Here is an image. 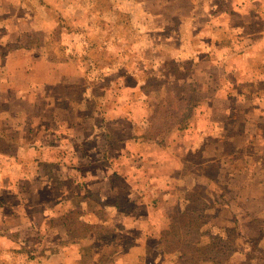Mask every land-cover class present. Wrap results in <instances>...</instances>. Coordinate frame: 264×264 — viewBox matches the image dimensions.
Listing matches in <instances>:
<instances>
[{"label": "rangeland", "instance_id": "1", "mask_svg": "<svg viewBox=\"0 0 264 264\" xmlns=\"http://www.w3.org/2000/svg\"><path fill=\"white\" fill-rule=\"evenodd\" d=\"M263 40L264 0H0L5 136L67 148L95 125L127 141L94 165L85 150L42 153L35 165L28 151L2 146L1 214L6 205L20 214L0 225V264H185L153 239L179 210L177 191L192 185L204 199H228L221 221L235 216L264 250ZM186 85L192 126L160 149L156 132L169 120L158 105ZM124 198L133 208L116 212Z\"/></svg>", "mask_w": 264, "mask_h": 264}, {"label": "trees", "instance_id": "2", "mask_svg": "<svg viewBox=\"0 0 264 264\" xmlns=\"http://www.w3.org/2000/svg\"><path fill=\"white\" fill-rule=\"evenodd\" d=\"M20 48L22 47L19 44L9 43L5 45V50H18ZM185 88L186 90L182 97L175 98L169 95L163 99V104L158 105L159 114L161 115L160 107H165L166 118L169 120L164 127L161 126L158 127L160 129H155H158L156 132L158 138L154 140V143L160 148L169 145L166 143V135L174 131L182 133L191 127L192 115L195 113L194 108L196 106L195 97L190 92L189 85H186ZM187 95L188 97H186ZM90 129H94L95 132L85 138V144L89 142L94 144L87 150L83 146L80 151L85 150L86 156H89L87 158L90 159L88 163L94 165L99 162V159L93 160L96 156L104 160V158H107L105 156L107 147L116 140L118 142H121V140L119 138L114 139L112 135L107 133H98L100 129L95 125ZM85 144L83 143L82 145ZM227 144L228 141L225 140L224 145L226 146ZM103 150L105 151L102 155ZM196 155L198 156L197 152H189V157ZM182 162H184L183 159ZM198 189H194L192 185L189 188L186 186L177 191L180 203L179 210L171 218L168 228L160 238L161 242L153 239L155 240L154 243H159L160 249H163V254L178 250L180 255L185 258V264H229L230 260L236 255L245 259L240 264H246V260L250 264H264V250L259 240L251 239L244 235L235 216H232L225 223L221 221L220 218H223L221 205L223 204L224 207L228 208L230 205L229 200L224 197L225 201H223L222 196H215L210 191L209 199H204L201 197V192L200 194L196 192ZM116 198L120 197L116 196ZM99 201L103 202L104 198L99 197ZM123 202L129 206V209L133 208L131 202L124 198L121 202H116V212L124 211L120 206V203ZM129 209H126V211H130ZM99 232L102 234L100 230ZM96 238H99L97 240H107L104 236L101 237L99 233ZM247 247L248 249L245 250Z\"/></svg>", "mask_w": 264, "mask_h": 264}, {"label": "crops", "instance_id": "3", "mask_svg": "<svg viewBox=\"0 0 264 264\" xmlns=\"http://www.w3.org/2000/svg\"><path fill=\"white\" fill-rule=\"evenodd\" d=\"M227 23H228V25H229V29H230V24H231V21H230V19L227 21ZM261 42H263L264 43V40L263 41H261ZM233 44V43H232ZM230 47H232V46H230V43L229 44H227V45H225V47H222L221 49L222 50H224V49H226V48H228V50H229V48ZM260 50V49H259ZM263 51H264V48L262 49ZM16 51H18V50H16ZM11 114H13V115H11ZM10 114V116H16L17 115V112H12ZM194 115V114H193ZM0 122H2L1 120H0ZM192 126V125H191ZM191 128V127H190ZM189 128V129H190ZM188 129V130H189ZM19 130V129H18ZM188 130H186V131H188ZM17 131V130H16ZM91 131L94 133L95 132V130L94 129H91ZM14 134H17V133H14ZM121 139H119V140H121V142H113L111 145H109V146H112V147H116L115 145H117V147L118 148H121L122 147V144L121 143H126L127 141H126V139H125V137H120ZM221 139H223V138H221ZM225 140V139H224ZM227 141H228V139H227ZM33 142H36V141H33ZM4 145H6L7 146V148H8V150L10 149H16V150H22V151H24L25 153H27V151H28V154L29 155H31V156H33L34 157V159H36L37 160V162L35 163V165H39V155H41L42 153H49V151H63L64 149H67V150H72L73 152H76V153H78L80 150H82L83 148V146L84 145H82L81 144V146L78 144L77 146H68L67 148L66 147H64V146H54L53 144H46V145H42V144H38V143H29V144H22V142L20 141H16L15 139H13V140H11L10 138H7L6 136H5V131L0 127V148L2 147V146H4ZM108 146V147H109ZM72 149H71V148ZM156 147H158V148H160L159 146H157L156 145ZM224 147V146H223ZM74 149V150H73ZM122 149V148H121ZM161 149V148H160ZM160 149H158V150H160ZM189 149H190V151H191V149H192V147L190 146L189 147ZM167 151H169L168 150V148H167ZM127 156V155H126ZM70 158L71 157H68V160H70ZM179 163H180V161H178ZM65 164H67V165H71V164H74L73 162L71 163L70 161L68 162V161H65L64 162ZM9 174H12V177H13V179L15 178V173L14 172H10ZM6 177L4 176V170H3V167H0V201L2 202V203H4V201H3V199H5V198H8L7 196H6V193L2 190V188L4 187L3 186V183H2V181H4V179H5ZM12 195H15L16 193L13 191L12 193H11ZM0 202V203H1ZM5 208V207H4ZM6 208L8 209L7 211H9V213H7V211H6V213H7V216L5 217L4 216V213L3 214H1V212H2V209L0 208V225H2V224H4V223H6V221L8 222V220H7V218L9 217V216H12V217H14V215L13 214H20V211H19V209L17 208V207H15V205H13V206H7L6 205ZM9 214V215H8ZM9 219V218H8ZM27 226L29 227V228H31L30 227V224L31 223H33V220H28L27 221ZM33 227H35L36 228V224L35 225H33ZM247 237H249V236H247ZM249 238H251V239H253L252 237H249ZM15 255H22L21 254V252H18L17 254H13V256H15ZM13 256L11 255V257L13 258Z\"/></svg>", "mask_w": 264, "mask_h": 264}]
</instances>
